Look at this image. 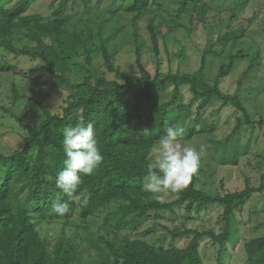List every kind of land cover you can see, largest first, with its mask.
Returning <instances> with one entry per match:
<instances>
[{
	"label": "trees",
	"instance_id": "trees-1",
	"mask_svg": "<svg viewBox=\"0 0 264 264\" xmlns=\"http://www.w3.org/2000/svg\"><path fill=\"white\" fill-rule=\"evenodd\" d=\"M43 1L0 0V130L16 124L0 133L16 145L0 152V264H211L212 258L229 264L236 214L254 200L249 223L259 235L244 243L246 264H264V224L253 225L264 218V152L241 168L252 137L255 143L264 137L258 108L264 77L257 75L263 59L250 51L248 37L253 21L264 16L260 0H231L225 9L216 0H113L108 9L92 8L91 0H54L37 12ZM245 12L251 16L244 18ZM178 31L186 38L209 33L206 45L195 44L201 56L195 72L174 70L175 62L189 59ZM128 50L133 74L117 64ZM218 59L225 62L210 82ZM239 61L248 65L235 91L223 90ZM29 62L39 65L27 70ZM227 108L236 121L219 140ZM81 117L93 125L104 160L83 178L88 204L70 202L59 217L53 203L69 200L55 187L63 129ZM177 122L185 129L181 142L204 138L219 170L228 168L236 178L240 173L244 186L226 188L221 178L218 192L209 193L200 167L181 190H147L151 148ZM214 206L221 209L218 231L187 226V215ZM177 209L187 214L183 220Z\"/></svg>",
	"mask_w": 264,
	"mask_h": 264
},
{
	"label": "rangeland",
	"instance_id": "rangeland-1",
	"mask_svg": "<svg viewBox=\"0 0 264 264\" xmlns=\"http://www.w3.org/2000/svg\"><path fill=\"white\" fill-rule=\"evenodd\" d=\"M54 0H44L41 5L38 6L36 11H42L44 6H47ZM113 0H104L102 2H99V0H91V7L92 8H101V9H108V6L112 3ZM216 2L219 3V5H223V8L225 9L227 6L231 5V0H216ZM262 6H261V11L264 14V0H260ZM83 6H80V11H84L82 8ZM218 13V11H215L213 14ZM251 16V12H245L243 15L244 18H249ZM227 17V16H226ZM182 23H188V21L184 20ZM147 22L144 21L140 24V33H141V38L142 41L144 42V47L145 49L150 45V40H149V35L146 29ZM176 35L179 40L183 42L187 46V53L189 54V59L183 64L180 65V63L175 62L174 63V70H180L181 72H188L192 73L198 70L200 66V52L196 50L195 46L198 45L199 47H203L207 43V37L209 36L208 32H198L196 33L193 38H186L185 34L182 31L176 32ZM249 41L250 43L254 44L250 46V51L252 53H255L257 51H260V54L263 59V66L262 69L259 71L257 74L260 77H264V16L261 18H256L253 21V27L251 32L248 34ZM196 44V45H195ZM162 45V44H161ZM144 49V50H145ZM161 51L163 52V45L161 46ZM237 51V49H236ZM145 56H148L150 58H153V54L150 51L145 50L144 51ZM163 70L167 71L168 69V62L167 58L163 53ZM118 65L121 66L124 70L127 72L133 74L137 72L136 66H135V58H134V53H132L130 50L125 51V53L121 54L119 57V60L117 61ZM225 62L223 59H218L217 61L215 60L214 65L212 66L209 73V79L210 82H213L215 77L217 76V73L219 71L220 65ZM37 62H29L24 65L25 69H31L33 67L38 66ZM248 63L247 61H239L236 69L233 73V75L229 78V83L223 84L222 88L225 91H231L234 92L236 87L235 83L240 76V73L247 67ZM211 66V62L209 64V68ZM254 81V80H253ZM63 98H59L55 101V105L59 103ZM53 103V100L51 101V104ZM259 111L264 113V98L261 99V101L258 104ZM234 110L231 108H227L222 112V119L220 122V127L221 130L215 135L216 139H224L228 134L231 133L232 129L234 128L236 117L234 115ZM15 122L12 120L5 128L0 130V133H5L8 130H11L9 127L15 126ZM249 140V136L245 138V142ZM257 140V137L254 136L252 137V142L250 144V149L249 153L250 155L245 156L242 159L241 163V168L246 169L247 162L249 161H254L256 159V156L258 154H262L264 152V137H259L258 138V143H255ZM206 140L204 138H198L194 141L191 142H181L182 146H196L199 148L201 145L205 147V155L201 161V169H202V174H201V179L203 182L202 189L209 193H216L218 192V186H219V181L220 179H226V188H239L244 186V181H243V176L239 174V177L236 178L232 172L228 171V168H222L219 170V165L217 162L212 160L209 156V153L207 151V145L205 144ZM16 147L15 143L12 141L8 140L7 138H0V152L4 151L6 148H10L11 150ZM239 172V171H238ZM214 175H213V174ZM231 173V174H230ZM212 174V175H211ZM233 179V180H231ZM231 180V181H229ZM163 196V199L168 197V193H161ZM261 201L260 208L264 209V198L259 199ZM255 204H258V202L250 201L246 207L242 210V212L236 214V222L238 225V228L236 227L235 230V237H234V243L230 244L228 246V251H229V257H227V262L229 264H246V256H245V250H244V243L251 237H256L259 234L254 233V229L252 225L249 223V217L252 212L253 206ZM179 217L184 219V216L187 214L183 209H177ZM221 216V209L217 206H214L212 208H209L207 211L202 212L201 214H189L187 217H189L191 220L190 222L187 223V226L189 228H197L200 226H203L205 228H214L217 231L219 230V218ZM262 225L264 224V218H259L258 221L253 222V225ZM264 228V225L262 226ZM243 236V239H242ZM247 239V240H246ZM181 245H184L183 243ZM213 255V253H212ZM217 256V254H216ZM215 256V257H216ZM211 264H217L215 261V258H212Z\"/></svg>",
	"mask_w": 264,
	"mask_h": 264
},
{
	"label": "clouds",
	"instance_id": "clouds-1",
	"mask_svg": "<svg viewBox=\"0 0 264 264\" xmlns=\"http://www.w3.org/2000/svg\"><path fill=\"white\" fill-rule=\"evenodd\" d=\"M185 129L179 122L168 126L166 134L153 144L151 161L147 164L144 187L155 193L185 188L198 173L205 155V147L182 146ZM63 166L55 178V187L69 200L57 199L51 212L59 217L70 210V202L88 204V193L81 190L83 178L91 176L103 163L104 156L91 123L81 117L63 129Z\"/></svg>",
	"mask_w": 264,
	"mask_h": 264
}]
</instances>
